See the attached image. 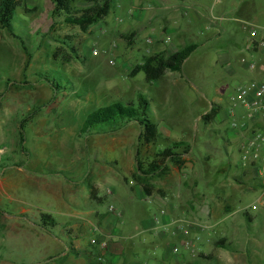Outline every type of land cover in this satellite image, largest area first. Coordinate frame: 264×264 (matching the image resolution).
<instances>
[{
	"label": "rangeland",
	"instance_id": "rangeland-1",
	"mask_svg": "<svg viewBox=\"0 0 264 264\" xmlns=\"http://www.w3.org/2000/svg\"><path fill=\"white\" fill-rule=\"evenodd\" d=\"M129 1H122L123 7L113 5L84 32L63 22V15L53 14L51 0H23L11 19L18 37L0 28V264H105L99 259V246L98 253L87 252L88 260L73 246L76 240H87L89 247L98 244L91 241L98 236L88 217L92 201L81 199L78 206L67 200L71 192L80 193L79 185L90 179L88 171L95 161L111 160L122 168L134 163L136 170L139 148L142 170H148L151 160L159 159L157 154L172 142L186 141L190 151L180 147L175 152L176 158L193 164V192L209 193L203 180L217 172L219 179L224 171H237L240 155L229 120L218 116L230 106L237 87L252 76L241 71L239 61L243 55L250 57L243 50L249 33L244 23L264 34V0H198L204 6L203 19L176 32L172 43L181 48L197 41L199 46L181 71L166 70L151 83L143 71H132L143 62L144 52H152L146 51L147 43L160 39L152 37L150 26L138 27L140 6L128 9ZM88 5L85 0L73 4L76 10ZM215 16L221 18L218 24ZM160 17L154 19V27L162 23ZM219 51L232 57L221 62ZM140 92L149 99V118L159 127L154 143H140L141 127L134 120L82 130L88 113L114 101L135 103ZM212 106L217 114L205 120ZM249 171L252 184L236 178L240 186L230 189L231 199L238 200H224L217 191L219 201L208 205L235 210L230 233L211 235L201 247L195 241L187 264H264V180ZM116 173L121 176L122 171ZM151 177L153 188L161 178L158 173ZM101 194L105 198L99 210L108 211L110 205L117 209L106 187ZM151 210L138 207L134 215L128 212L120 219L138 223ZM42 213L52 216L54 224L43 226ZM150 253L141 247L139 261Z\"/></svg>",
	"mask_w": 264,
	"mask_h": 264
},
{
	"label": "crops",
	"instance_id": "crops-1",
	"mask_svg": "<svg viewBox=\"0 0 264 264\" xmlns=\"http://www.w3.org/2000/svg\"><path fill=\"white\" fill-rule=\"evenodd\" d=\"M122 1L125 0H113V5L123 7ZM185 1V4H188L183 5L184 2L179 3L177 0H130L127 2L126 8L128 9L133 6H140L137 17L138 27L150 26V30L154 31L152 37L160 39L153 44L147 43L146 51L152 52H144L143 55L160 53L158 51L166 54L173 53L178 48L172 43L174 34L183 27L190 28L195 21L203 19L204 6L202 3L198 0ZM216 1H213V4ZM157 16H161L162 23L158 27H154L153 22ZM219 19L221 18L215 16V20H213L218 24ZM211 25L214 26V24ZM215 34L218 35L219 33ZM243 50H245V43ZM256 52L264 51L257 50ZM217 54L221 62L232 57L228 51H219ZM254 56L262 57V54L257 53ZM241 71L254 75L253 71L244 67ZM219 100H222V97H219ZM226 108L227 106L221 109L219 118L226 117ZM164 133L169 134L166 130ZM135 162L137 165L136 152ZM166 165H168V169L158 173L161 181L156 185L152 184V193L149 194L151 197L144 192L139 182L131 178L130 175L135 171L134 163H131L128 168L126 166L122 168L111 160L95 161L88 171L90 179L84 178L81 181L82 184L79 185L80 193L77 194L73 191L69 194L71 196L67 200L78 206H81V199L86 202L87 200L92 201L89 216L82 212L79 213V216L91 217L89 221L93 226V231L98 234L97 237L104 236L106 238L107 245L102 251L100 250L101 258L105 264H187L190 254L183 244L186 238L198 237V246L201 247L205 243L204 239L205 241L207 238L210 239L211 235L225 237L231 231L229 227L235 225L236 220L233 218L236 213L235 210L229 211L227 208L210 209L208 205L210 202L219 201L216 195L217 191L224 195V200L233 202L230 189L240 186L234 180L240 179L239 181L246 186L252 184V181H249V170L242 168L238 163L236 165L237 171L234 173L227 175V172L222 169L224 174H221L219 179L215 178L219 175L217 172L213 178L203 180L206 182L205 185L210 187L211 192L203 194L201 191L193 192V188L196 186V178L191 173L193 169L191 161L186 160L183 167H178L170 161H167ZM118 169L122 171L121 176L116 173ZM105 187L106 193L110 194L115 202H118L120 207L118 206L117 209L110 205L108 211L104 212L97 207L104 201L105 196L101 194V191ZM235 199L238 200L237 197ZM145 200L149 204L146 205ZM58 201L66 203V200L61 198H58ZM110 207L113 208V211L109 210ZM138 207L145 208L149 212L151 209H155L156 212L151 210L149 217L139 220L138 223L121 221L120 217L129 216L128 212H132L134 215V211L136 212ZM162 209L163 213H161ZM116 210L117 212L113 214ZM152 212L155 214L151 215ZM155 215L161 217V223L154 222L153 217ZM165 223L183 224L188 232L184 235L183 233L163 231L161 226ZM79 232L82 235V230ZM73 246L88 260L90 254L88 255L87 252L92 249L97 250L98 253L97 246L99 244L89 247L87 240L83 242L76 240ZM174 246L178 247L177 251L173 250ZM141 247H147L151 251L144 261H139L138 253ZM85 258L84 260H86Z\"/></svg>",
	"mask_w": 264,
	"mask_h": 264
},
{
	"label": "trees",
	"instance_id": "trees-1",
	"mask_svg": "<svg viewBox=\"0 0 264 264\" xmlns=\"http://www.w3.org/2000/svg\"><path fill=\"white\" fill-rule=\"evenodd\" d=\"M51 1L53 2V14L63 15V22L78 26L84 32L106 17L113 7V0H85L89 5L79 10H76L73 6L75 0ZM22 2L23 0H0V28H5L14 36H17V34L14 32L11 19L15 8L21 5ZM198 46V43H189L171 54L160 52L146 55L143 62L132 71V74L135 71H143L146 81L151 83L159 79L166 70L179 72L182 69L184 61ZM215 114H217V108L212 106L203 117L205 120H208L210 117L216 116ZM119 120H124L125 123L134 120L139 123L141 129L138 139L141 144L148 145L154 143L160 135L158 125L149 118V99L142 92L138 94L135 103L123 104L119 101H114L88 113L84 118L82 130L96 129L104 124L117 125L116 122ZM180 147L183 148L185 153H188L191 149L189 142H172L171 146L157 154L159 159L151 160L148 170H142L141 162L138 160L140 150L137 148V165L131 178L142 185L146 194L152 193V188L149 186L151 176L154 173L165 172L168 169V167L164 166L167 161L174 162L178 167H181L185 162L183 159L176 158L179 154L175 152V149ZM41 219L43 226L53 225L55 222V219L47 213H42Z\"/></svg>",
	"mask_w": 264,
	"mask_h": 264
},
{
	"label": "built area",
	"instance_id": "built-area-1",
	"mask_svg": "<svg viewBox=\"0 0 264 264\" xmlns=\"http://www.w3.org/2000/svg\"><path fill=\"white\" fill-rule=\"evenodd\" d=\"M244 27L249 31L245 42V52L250 57L243 55L239 61L244 68L254 72L249 82L237 87L231 95L230 106L226 108V119L229 120V130L233 134L238 153L240 155L238 164L247 170H251L256 176L264 180V34H260L256 25L248 22ZM262 57H255V54ZM113 211V208H109ZM163 213V209L161 210ZM155 223H161V217H153ZM163 231L171 233L187 234L188 230L183 224H162ZM97 240V241H96ZM198 237L186 238L184 246L193 254V247ZM92 243H98L102 251L107 245L104 236L93 238ZM178 250L177 246L173 247ZM102 260L101 257H99Z\"/></svg>",
	"mask_w": 264,
	"mask_h": 264
}]
</instances>
